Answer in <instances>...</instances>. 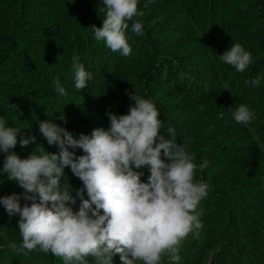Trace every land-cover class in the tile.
Here are the masks:
<instances>
[{
    "label": "trees",
    "instance_id": "obj_1",
    "mask_svg": "<svg viewBox=\"0 0 264 264\" xmlns=\"http://www.w3.org/2000/svg\"><path fill=\"white\" fill-rule=\"evenodd\" d=\"M138 10L143 15L134 19L142 22L144 34L133 33L128 22L132 53L124 57L112 54L104 42H94L92 25L101 27L105 18L103 0H0V118L24 135L35 136L38 143H17L12 151L21 158L35 147L58 151L40 131L37 134L39 121L51 120L78 139L93 129H107L106 111L127 114L134 103L131 94L150 99L163 122L161 133L167 135L169 124L176 130L177 143L198 166L195 180L208 185L196 210L202 228L181 241L178 264H264V0H138ZM220 19L223 25L230 23L231 40L215 27ZM209 26L214 35L206 32ZM81 35L92 44L89 55H78L92 79L75 92L72 63ZM205 42L211 47L209 54L218 58L205 76L211 80L202 77L199 61L193 59ZM234 43L249 49L252 79L243 80L247 69L238 72L219 60ZM15 53L29 58L19 62ZM128 61L138 62L139 70L124 81L123 74L112 79ZM110 68L109 73L100 71ZM28 69L34 73L26 76ZM56 77L67 95L55 91ZM256 78L260 83L254 86L251 81ZM240 104L255 113L247 126L233 118ZM61 113L66 124L59 119ZM75 154L84 153L76 149ZM0 155L2 169L6 154ZM204 161L207 167L200 170ZM140 171L147 182L148 167ZM65 176L75 196L82 182L70 168H65ZM22 191L0 172V197ZM78 206L79 200L72 205L74 210ZM18 221V215L9 217L0 205V234L7 235L8 242H22ZM8 242L0 235V264H63L62 258L39 250L13 253ZM113 264H121L118 255ZM164 264L172 262L165 257Z\"/></svg>",
    "mask_w": 264,
    "mask_h": 264
},
{
    "label": "clouds",
    "instance_id": "obj_2",
    "mask_svg": "<svg viewBox=\"0 0 264 264\" xmlns=\"http://www.w3.org/2000/svg\"><path fill=\"white\" fill-rule=\"evenodd\" d=\"M103 5L105 18L101 27L92 25L94 38L113 53L128 57L132 52L126 36L128 22L132 21L133 33L144 34L142 22L134 19L143 15L138 0H103ZM219 60L244 72L252 55L234 43ZM72 69L75 88L84 90L92 74L78 56L73 57ZM251 83L259 85L260 80ZM54 85L59 95H67L59 77ZM129 98L134 103L127 114L106 111L107 129H93L91 135L81 134L78 139L51 120L39 121L41 135L58 151L35 147L27 158L12 150L17 143L37 145L36 137L24 135L0 118V152L6 154L0 172L23 190L0 197L8 216H19L21 243L8 242L9 237L0 234L9 250L24 255L37 250L51 253L63 264H89L88 258L94 264H113L116 255L121 264H164L165 257L178 264L181 241L190 233L198 235L202 228L196 210L208 185L195 180L198 166L186 147L177 143L176 130L169 124L167 135L161 133L163 122L155 104L135 93ZM233 118L247 126L255 113L240 104ZM59 119L67 123L63 113ZM76 149L84 154L76 156ZM146 166L150 175L144 182L139 170ZM206 167L207 161L199 165L200 170ZM65 168L82 182L75 196Z\"/></svg>",
    "mask_w": 264,
    "mask_h": 264
},
{
    "label": "rangeland",
    "instance_id": "obj_3",
    "mask_svg": "<svg viewBox=\"0 0 264 264\" xmlns=\"http://www.w3.org/2000/svg\"><path fill=\"white\" fill-rule=\"evenodd\" d=\"M220 21H221V19L215 24V27H216V25H218V28L220 29V32H223V34L226 36L227 40H231L232 37H234V36L229 32V26H231L230 23L223 25L222 24L223 22H220ZM176 24L178 26V25H180V22L179 23L176 22ZM206 32L212 33L214 35V33H213L214 29L212 28V26H209L207 28ZM93 37H94V34H93ZM78 42H79V50L76 53V55L77 56L79 55L80 58H85L87 55H89V53H91L90 49L92 47V44H90L87 41L86 36H82V35L80 36ZM94 42H97L95 40V38H94ZM215 44H216V41H215ZM210 48L211 47H210L209 43L205 42L204 44H201V47L199 48V50L197 52H195L194 55H193V59H197L199 61L197 67H198V71L200 72L202 77H205V76H208L209 74H211L212 69H210L209 67H211V65L213 63H217L218 62V58L216 56H211L209 54ZM245 50L250 52L249 49L245 48ZM15 54L20 56L19 62H24L25 60H27L29 58L28 56H26L24 54H21V53H15ZM112 54H114V53L112 52ZM187 58H189V57H187ZM133 60L136 61L135 59H133ZM118 63L119 62L116 63L117 66H119ZM137 65H139L138 62H129V61H128V63L122 62L120 64V66H119L120 70L117 71L112 76V79H114V78L115 79H119V76L123 74V76H122V78H120V80L124 81L126 79V75L127 74H130V72H132V71L139 70V67ZM85 70L88 71L86 68H85ZM47 71L48 70L45 69V70H42V72H38V73H46ZM100 71H105V72L109 73V71H111V68L108 69V70H100ZM31 73H34V70H31V69L26 70V76L30 75ZM58 73H62V71H58ZM253 77H255V76L250 72V69H247L246 73L244 74L243 80L245 81V79H247V78H251L252 79ZM206 79H208V78H206ZM208 80H211V78L208 79ZM74 81H75V79H74ZM218 89H219V87L217 86V90ZM78 91L79 90L76 89L75 92H78ZM38 133H39V130L37 129V134ZM0 157H1V155H0ZM162 159H166V158L162 157Z\"/></svg>",
    "mask_w": 264,
    "mask_h": 264
}]
</instances>
